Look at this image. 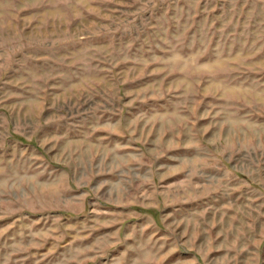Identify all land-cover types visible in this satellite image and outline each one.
Listing matches in <instances>:
<instances>
[{"label": "rangeland", "instance_id": "1", "mask_svg": "<svg viewBox=\"0 0 264 264\" xmlns=\"http://www.w3.org/2000/svg\"><path fill=\"white\" fill-rule=\"evenodd\" d=\"M0 264H264V0H0Z\"/></svg>", "mask_w": 264, "mask_h": 264}]
</instances>
